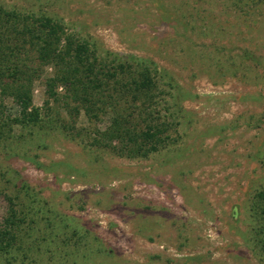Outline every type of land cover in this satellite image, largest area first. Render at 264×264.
I'll return each mask as SVG.
<instances>
[{
    "label": "rangeland",
    "instance_id": "rangeland-1",
    "mask_svg": "<svg viewBox=\"0 0 264 264\" xmlns=\"http://www.w3.org/2000/svg\"><path fill=\"white\" fill-rule=\"evenodd\" d=\"M0 4L58 19L101 59L154 64L183 110L174 144L119 157L91 143L112 115L74 124L66 88L55 101L54 69L36 60L42 123L12 125L21 108L0 91V225L9 197L34 221L24 253L0 264H264L252 209L264 192V0Z\"/></svg>",
    "mask_w": 264,
    "mask_h": 264
},
{
    "label": "trees",
    "instance_id": "trees-1",
    "mask_svg": "<svg viewBox=\"0 0 264 264\" xmlns=\"http://www.w3.org/2000/svg\"><path fill=\"white\" fill-rule=\"evenodd\" d=\"M36 60L54 69L47 86L55 101V90L66 88L65 99L71 102L66 106L74 124L81 113L91 121L112 115L106 129L91 133L93 146L139 159L177 141L183 117L181 99L154 64L141 59H101L88 41L69 33L58 19L8 10L0 4V91L21 108L19 117L11 119L12 125L28 128L43 122L33 105V86L41 76ZM1 108L0 103V113ZM8 201L7 216L0 225V258L10 263L14 253L24 251L25 236L33 228L25 225L34 221L29 219V210H18L13 198ZM252 209L262 220L257 235L263 242L259 236L264 235V192L258 194Z\"/></svg>",
    "mask_w": 264,
    "mask_h": 264
}]
</instances>
